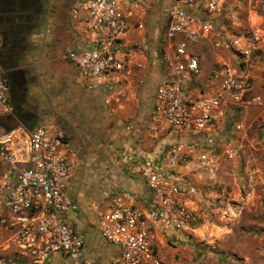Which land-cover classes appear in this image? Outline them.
<instances>
[{
  "label": "built area",
  "instance_id": "1",
  "mask_svg": "<svg viewBox=\"0 0 264 264\" xmlns=\"http://www.w3.org/2000/svg\"><path fill=\"white\" fill-rule=\"evenodd\" d=\"M67 1L76 45L64 48V58L84 85L118 103L121 90L144 84L138 56L147 44L127 34L144 29L155 0ZM225 9L226 0H169L161 8L157 48L168 77L153 89L148 130L176 138L154 158H127L143 185L141 196L126 188L105 195L97 232L115 250L111 264H170L158 235L193 224L198 190L190 173L211 172L240 156L233 132L243 130L242 122L224 136L216 126L228 110L264 108L263 96L252 92V59L264 50L258 30L229 39L236 66L214 73L215 91L196 94L192 88L201 72L194 48L213 36ZM9 92V75L0 68V118L13 114ZM66 144L64 131L47 119L31 129L0 130V264H44L53 254L71 264H98L63 216L78 206L67 193Z\"/></svg>",
  "mask_w": 264,
  "mask_h": 264
},
{
  "label": "crops",
  "instance_id": "2",
  "mask_svg": "<svg viewBox=\"0 0 264 264\" xmlns=\"http://www.w3.org/2000/svg\"><path fill=\"white\" fill-rule=\"evenodd\" d=\"M63 2L64 0L27 1L23 13L27 14L25 21L30 22L28 32L22 40H15L17 45L12 50L14 54L4 51L5 49L0 50V68L17 73L18 80L24 79L23 82L20 80V86L25 88L29 102L21 101L22 89L15 83L16 98L21 101L15 103V106L35 113L39 120L47 119L55 123L64 131L67 137L65 152L71 168L67 193L78 206L76 210L64 213L63 216L84 237L85 254L94 255L98 264H111L115 250L105 245L97 232L99 214L102 211L99 210L101 199L108 192L117 191L114 189L116 181L107 182L105 177L99 178L100 174L110 169L109 149L116 144L136 140V144H128L127 148L139 155L154 158L163 152L162 145L158 143L161 138L168 136L167 142L176 138L172 133L165 136L152 134L146 127L150 119L153 89L168 77L158 56L157 46L160 25L163 22L161 8L169 0H155L145 13L144 29L127 34L128 40H142L147 44V51L138 56V60L144 64V69L139 72L144 77V84L138 88L133 83L127 86L121 90L119 102L111 104L101 90L84 85L64 58V48L67 45H76V35L69 29ZM39 19L41 23L38 22ZM64 44L65 47L62 48ZM252 74V92L264 98V64H260L259 59L252 67ZM41 85L49 90L47 93L53 100L52 108L47 112H44L40 102L29 98V95L32 96L35 91L40 90ZM8 117H11V120L8 119L10 121L5 119L7 117L0 118V130H8L18 125L13 114ZM236 121H241L244 125L242 131L233 132L240 156L236 160L221 162L216 173L210 176L216 175L219 180L229 171H237L243 178L247 175L252 183L259 179L264 180V108L228 110L225 118L216 126L219 134L224 136L228 133L227 130ZM93 150H102V153H93ZM128 173L131 175L123 185L141 196L143 185L137 173L130 170ZM104 182L106 188L102 184ZM196 205L195 201L193 208ZM44 264L71 262L53 254Z\"/></svg>",
  "mask_w": 264,
  "mask_h": 264
},
{
  "label": "rangeland",
  "instance_id": "3",
  "mask_svg": "<svg viewBox=\"0 0 264 264\" xmlns=\"http://www.w3.org/2000/svg\"><path fill=\"white\" fill-rule=\"evenodd\" d=\"M217 26L209 40L194 48L201 69L199 83L195 82L192 86L196 94L215 91L218 78H215L214 73L236 66V59L227 46L229 39L248 35L252 30L264 33V0H226L225 13ZM64 47L65 44L62 45V48ZM258 59L260 64H264V50H260L253 57L252 67L258 63ZM20 80L21 78L13 80L12 83L14 85L18 83L17 86H20ZM23 81L24 79L21 80ZM20 87L23 97L21 101L29 102L25 88ZM45 89V86L41 85L40 90L35 91L32 96L29 95V98L40 102L44 112H47L51 110L53 100L47 93L49 90ZM110 96L108 100L111 104L115 100ZM9 101L19 126L31 129L36 125L39 118L35 113L23 111L20 106H15V103L21 101L16 98L14 87L10 89ZM161 134L165 136L169 133ZM167 138L168 136L163 137L158 142L162 145L163 151L172 142H167ZM133 142L136 144V140H133L130 143H118L119 145L116 144L109 149L110 169L99 176L100 179L105 177L107 182L116 181L117 185L114 188L116 190L125 188L123 184L131 175L126 166L127 158L130 155H139L127 148L128 144H134ZM94 152L101 155L102 150H93ZM104 155L106 156L105 152ZM216 171L217 169L211 172L190 173L198 190L194 200L197 203L196 209L194 208L195 220L184 230L169 228L166 234H162L165 235L163 238L158 235V240H163L161 243L164 244L166 261L170 264H264V180L259 179L258 182L252 183L247 175L243 178L244 176L237 171H229L228 174H224L225 177L218 180L216 175L210 176ZM102 184L107 187L106 182ZM104 204L103 198L100 211L103 210Z\"/></svg>",
  "mask_w": 264,
  "mask_h": 264
},
{
  "label": "flooded vegetation",
  "instance_id": "4",
  "mask_svg": "<svg viewBox=\"0 0 264 264\" xmlns=\"http://www.w3.org/2000/svg\"><path fill=\"white\" fill-rule=\"evenodd\" d=\"M28 0H0V50L14 54L12 50L17 45V41L22 40L27 30L29 29L30 22L25 21L26 13H23ZM68 1L64 0L63 8L67 16ZM38 9V8H37ZM41 23L40 19L38 21ZM7 72V71H6ZM10 80V89L15 87L12 81L17 80L19 76L14 72H7Z\"/></svg>",
  "mask_w": 264,
  "mask_h": 264
},
{
  "label": "trees",
  "instance_id": "5",
  "mask_svg": "<svg viewBox=\"0 0 264 264\" xmlns=\"http://www.w3.org/2000/svg\"><path fill=\"white\" fill-rule=\"evenodd\" d=\"M11 117H7V118H5V119H7V121H10L11 119H10ZM8 119H10V120H8ZM16 126V125H15Z\"/></svg>",
  "mask_w": 264,
  "mask_h": 264
}]
</instances>
